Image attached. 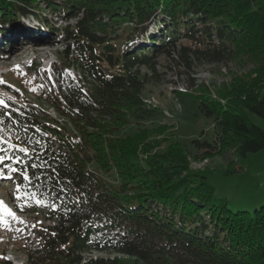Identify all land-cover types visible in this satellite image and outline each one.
Wrapping results in <instances>:
<instances>
[{"label": "trees", "instance_id": "trees-1", "mask_svg": "<svg viewBox=\"0 0 264 264\" xmlns=\"http://www.w3.org/2000/svg\"><path fill=\"white\" fill-rule=\"evenodd\" d=\"M40 2L0 0L2 33L16 21L20 34L28 31L22 18L38 16ZM43 3L74 20L55 29L64 31V58L80 78L65 81L64 100L52 101L70 125L39 123L28 105H0L11 121L37 124L33 137L25 129L12 140L28 149L31 175L55 196V210L45 217L54 235L43 237L39 248L46 254L28 264H82L85 251L105 249L137 262L264 264V195L244 206L217 197L207 172L191 168L182 143L161 147L166 125L142 126L157 112L145 107L142 93L165 79L161 57L188 67L235 60L246 70L219 94L175 92L198 99L213 118L216 139L192 140L206 149L203 157L264 149V129L242 115L247 109L264 117V0ZM108 66L121 70L110 74ZM130 124L136 129L127 130ZM84 264L131 263L114 257Z\"/></svg>", "mask_w": 264, "mask_h": 264}, {"label": "rangeland", "instance_id": "rangeland-1", "mask_svg": "<svg viewBox=\"0 0 264 264\" xmlns=\"http://www.w3.org/2000/svg\"><path fill=\"white\" fill-rule=\"evenodd\" d=\"M41 1L40 6L33 11L39 17L28 15L26 16L28 19L22 21L28 24L27 34H20L18 30L20 21H16L13 25H6L10 28V37L13 41L8 42L9 40H7V43L0 45V54L8 55L7 58L0 59V99L5 101L8 94L12 99L8 104L15 110L22 105H28L34 109L39 123L52 121L66 126L70 124L65 122L63 116L56 111L52 101L64 100L61 95L63 83L68 79L80 78V72L76 66L72 65L71 61L65 60L63 55L66 48L64 31L61 29L57 31L55 28L65 26L69 22L73 23L74 20L50 10L49 6L43 3L46 0ZM32 21L34 22L31 24ZM42 23L48 24V27L46 25L43 28L44 24ZM2 27L3 25L0 26V29ZM124 48L123 45L119 47L120 50ZM161 60L160 71L165 73V79L157 85H146L142 93V101L144 99L147 104H144L145 107L157 109V112L152 117L142 120V126L166 125L164 134L160 135L166 140L161 147L170 144V142L179 141L182 143L191 168L207 172L216 187L217 197L224 196L226 198L223 200L226 199L234 205L244 206L249 205L260 195H264V149L249 153L246 157L240 156L234 149H227L222 153L214 150L209 157H203L202 154L206 149L200 148V146L196 147L192 144V140L197 138L202 142L207 139H216L213 118L204 114L198 99L175 92V89L178 88V91L184 92L186 89L185 92L194 94L208 91L215 96L217 93L219 94L223 85H228L236 75L241 76L245 72L246 69L242 67V63L238 64L235 60L204 64L198 62L192 67H188L181 60L173 62L165 57H161ZM106 70L111 74L119 72L121 69L108 66ZM86 83L87 81L84 84L86 85ZM204 86L207 90L204 89ZM0 109V150L3 148L2 144L9 145L10 149H18V146L12 141V137H20L25 129L32 133H27L26 137H33L34 133L31 129H35L37 124L34 123L32 128V122H21L19 117L20 120L10 121L8 117L11 115L5 116L7 108L0 107ZM167 112L172 116H168ZM242 115L248 122L264 129V117L247 109L242 110ZM129 126L126 129L130 131L137 127L136 124ZM20 157L25 158L24 155ZM1 161L2 159H0ZM7 166L6 168L9 170H16L13 165ZM21 169L25 170V166H22ZM231 171L233 173H230ZM25 176L28 179H24ZM18 179H21L25 186L16 184ZM5 185L8 186L1 189L0 197L6 195L5 191H10L14 201L12 205L6 200L8 207L5 201L0 200L2 201L0 214H3V210L8 215V219L4 218V215L0 216V264H28L32 258L46 254V251L42 252L39 248L38 241H42L43 237H47L49 234L54 235L51 233L53 223L45 218L47 211L20 213L18 208L30 202L49 204L52 207L55 196L46 190V186L42 184L40 178L38 181L33 180L25 171L24 174H20L18 171L15 179ZM18 186L19 190H17ZM7 195L10 196V193ZM19 197L22 199L19 200ZM55 205L56 203H54ZM16 206H18L17 209ZM9 212L14 215H9ZM58 246L60 248L61 244ZM47 252L46 257L50 258L52 250L50 253L49 250ZM81 255L83 262L90 259L95 260V258L112 259L117 257L131 264H165L137 262L135 258L120 254L114 249L88 250ZM49 262L50 260L44 264Z\"/></svg>", "mask_w": 264, "mask_h": 264}, {"label": "snow or ice", "instance_id": "snow-or-ice-1", "mask_svg": "<svg viewBox=\"0 0 264 264\" xmlns=\"http://www.w3.org/2000/svg\"><path fill=\"white\" fill-rule=\"evenodd\" d=\"M22 151H26V149H21ZM24 179H28L27 176L24 177ZM17 190H19V186L17 188ZM0 203H2V201H0ZM9 215H14L13 213L9 212Z\"/></svg>", "mask_w": 264, "mask_h": 264}, {"label": "bare ground", "instance_id": "bare-ground-1", "mask_svg": "<svg viewBox=\"0 0 264 264\" xmlns=\"http://www.w3.org/2000/svg\"><path fill=\"white\" fill-rule=\"evenodd\" d=\"M10 203H12V202H10ZM2 212H3V215H5V217L8 219V215L6 214V212H4L3 210H2ZM0 215H2V214H0Z\"/></svg>", "mask_w": 264, "mask_h": 264}]
</instances>
